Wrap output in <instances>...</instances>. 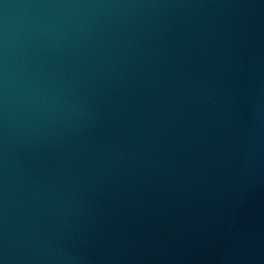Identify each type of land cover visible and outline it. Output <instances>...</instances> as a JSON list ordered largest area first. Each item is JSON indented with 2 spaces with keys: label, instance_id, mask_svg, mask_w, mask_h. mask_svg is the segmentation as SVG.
<instances>
[{
  "label": "water",
  "instance_id": "95a60500",
  "mask_svg": "<svg viewBox=\"0 0 264 264\" xmlns=\"http://www.w3.org/2000/svg\"><path fill=\"white\" fill-rule=\"evenodd\" d=\"M0 264H264V0H0Z\"/></svg>",
  "mask_w": 264,
  "mask_h": 264
}]
</instances>
